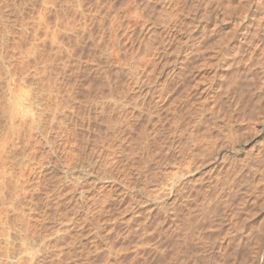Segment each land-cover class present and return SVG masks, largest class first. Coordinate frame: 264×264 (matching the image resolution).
Segmentation results:
<instances>
[{
  "label": "rangeland",
  "instance_id": "374dc122",
  "mask_svg": "<svg viewBox=\"0 0 264 264\" xmlns=\"http://www.w3.org/2000/svg\"><path fill=\"white\" fill-rule=\"evenodd\" d=\"M164 1L0 0V264H264V0Z\"/></svg>",
  "mask_w": 264,
  "mask_h": 264
},
{
  "label": "bare ground",
  "instance_id": "6f19581e",
  "mask_svg": "<svg viewBox=\"0 0 264 264\" xmlns=\"http://www.w3.org/2000/svg\"><path fill=\"white\" fill-rule=\"evenodd\" d=\"M164 2L167 4L168 0H167V1L165 0ZM164 2H163V3H164ZM169 2H170V0H169ZM148 4H149V3H148ZM164 5H165V4H164ZM164 5H163V6H164ZM165 6H167V5H165ZM161 7H162V6H161ZM161 7H160V8H161ZM146 8H147V7H146ZM148 9H149V7H148ZM150 9H153V8H150ZM161 10H162V9H161ZM142 11H143V10H142ZM166 12H167V11H166ZM144 13H145V12H144ZM147 13H148V12H147ZM161 13H162V12H161ZM137 14H139V13H137ZM145 14H146V13H145ZM154 14H155V13H154ZM154 14H153V15H154ZM143 15H144V14H143ZM145 16H147V15H145ZM145 16H144V17H145ZM164 16H165V15H164ZM161 18H163V17H161ZM164 18H166V17H164ZM164 18H163V20H164ZM141 19H143V18H141ZM144 19H145V18H144ZM173 19H174V18H173ZM173 19H170V20H173ZM146 20H147V19H146ZM174 20L176 21L177 19H174ZM155 21H156V20H155ZM178 21H179V20H178ZM168 22H169V21H168ZM168 22H167V23H168ZM154 23H156V22H154ZM161 23H163V22H161ZM170 23H171V22H170ZM176 23H177V21H176L175 23L171 24V26L168 25V29L166 28L167 26L165 27L168 31H166V32H167V33H166L167 36H166L165 41L163 40L164 43H160V44H159V42L157 41V43H156V45H155V46H156V49H157V48L159 49V51H158V56H157V57H158V61H159V62H162V63H161V64H162V65H161V68L164 67L163 64H165V65L168 64V62H166L167 60H164V58L166 59L165 56H167V55H169V53H171L170 50H171L172 48H171V46H170V43L172 42V40H174V39L177 40L176 43H177L178 45H180L181 48H184V47H186L187 45H188V47H190L189 45L192 43L190 40L193 39V36H192V33H191V31H193V29H189V28H188L190 31H188V29H187L186 32L183 33V32H181V31H182V30H181V24H176ZM179 23H181V21H180ZM157 24H158V22H157ZM150 25H152V24H150ZM166 25H167V24H166ZM254 25H255V24H253L252 21H250L246 26L251 28V27H254ZM146 26H147V25H146ZM152 27L154 28V26H152ZM152 27L150 26L147 32H152V33L155 34L156 30H155V28L152 29ZM155 27H156V26H155ZM190 28H192V27H190ZM193 28H194V27H193ZM160 30H161V28H160ZM163 30H164V29H163ZM183 31H184V30H183ZM147 32H145V33H147ZM180 32H181V33H180ZM243 32H244V36H242V38L244 37V40L242 39V41H244V45H246V46H244V48H247V43H246L247 41H246V40H247V35H248V33H249L250 31H248V29L244 27V31H243ZM193 33H195V32L193 31ZM150 34H151V33H150ZM148 35H149V34H148ZM151 35H152V34H151ZM194 35H195V34H194ZM242 35H243V34H242ZM256 35H257L256 32H254V33H253V36L256 37ZM156 36H157V34H156ZM159 36H160V35H159ZM149 37H150V38H149L150 41L147 43L148 45H144V47H146V49H148V52L151 50V48L153 49V46H154V44H155V40H154V39H151V36H149ZM153 37L156 38L155 35L152 36V38H153ZM194 37H195V36H194ZM147 38H148V37H147ZM146 40H147V39H146ZM193 40H195V38H194ZM242 41H241V40L238 41V42H239V45H240V43H242ZM161 42H162V41H161ZM178 42H179V43H178ZM190 42H191V43H190ZM194 42H195V41H194ZM143 43H144V41H143ZM118 44H119V43H118ZM118 44H117V45H118ZM144 44H145V43H144ZM195 44H196V43H195ZM178 45H177L176 47H177L178 49H180V48H179L180 46H178ZM235 45H236V46H239V45H237V43H236ZM138 47H139V46H138ZM140 47H141V45H140ZM142 47H143V46H142ZM177 48H176V49H177ZM141 49H142V48H141ZM146 49L144 48V50H146ZM149 49H150V50H149ZM139 50H140V49H139ZM144 50H143V54H145ZM183 50H184V49H183ZM201 50H202V49H201ZM201 50H200V51H201ZM203 50H204V49H203ZM203 50H202V51H203ZM244 50H245V49H244ZM247 50H248V48H247ZM134 51H136V50H134ZM137 51H138V50H137ZM140 51L142 52V50H140ZM186 51H187V49H186ZM141 52H139V53H141ZM153 52H154V49H153ZM186 53H187V52H186ZM191 53H192V52H191ZM191 53H190V54H191ZM143 54H142V55H143ZM178 54H179V53H178ZM193 54H194V53H193ZM203 54H204V53H203ZM139 55H141V54H139ZM145 55H146V54H145ZM156 55H157V54H156ZM137 56H138V55H137ZM143 56H144V55H143ZM143 56H142V57H143ZM151 56H152V55H151ZM202 56H203V55H202ZM138 57H141V56H138ZM138 57H137V58H138ZM142 57H141V58H142ZM137 58H136V59H137ZM144 58H145V57H144ZM192 58H193V56H192ZM136 59H135V60H136ZM167 59H168V58H167ZM142 60H143V59H142ZM169 60H170V59H169ZM238 60H239V59H238ZM163 61H164V62H163ZM133 62H134V60L132 61V63H133ZM135 62H137V60H136ZM150 62H151V61H150ZM155 62H156V61H155ZM155 62H154V63H155ZM170 63H171V62H170ZM134 64H135V63H134ZM134 64H133V65H134ZM147 64H148V63H147ZM150 64H151V63H150ZM159 65H160V64H159ZM131 66H132V65H130L129 70H131V72L133 71V73H134V67H133V66L131 67ZM150 67H151V66H150ZM179 67H180V65H179ZM136 69H137V68H136ZM168 69H169V68H168ZM160 70H161V69H160ZM150 72H151V71H150ZM176 72H177V71H176ZM235 72H236V71H235ZM133 73H132V74H133ZM135 73H136V72H135ZM147 73H148V72H147ZM147 73H146V75H147ZM139 74H140V73H139ZM150 74H151V73H150ZM171 74H172V73H171ZM232 74H233V73H232ZM232 74H231V75H232ZM159 76H160V75H159ZM219 76H220V75H219ZM140 77H141V76H140ZM180 77H181V76H180ZM171 78H172V77H171ZM173 78H174V77H173ZM181 78H182V77H181ZM227 78H228V76H227ZM227 78H226V79H227ZM230 78H231V77H230ZM131 79H132V78H131ZM228 79H229V78H228ZM141 80H142V78H141ZM181 80H182V79H181ZM226 81H227V80H226ZM232 81H233V80H232ZM177 82H178V81H177ZM172 83H173V82H172ZM225 83H227V82H225ZM232 83H233V82H232ZM233 84H234V83H233ZM233 84H232V85H233ZM223 85H224V84H223ZM233 86H234V85H233ZM233 86H232V87H233ZM213 87H214V86H213ZM232 89H233V88H232ZM243 89H244V87H243ZM150 90H151V89H150ZM140 92H141V91H140ZM215 92H216V91H215ZM227 92H228V91H227ZM149 93H150V92H149V89H147V91H146V93L144 94L143 98L141 99L142 101H141V103H139V105H140V104H141V105H144V104H143V102L145 101L144 98H146V95L149 94ZM211 93H212V92H211ZM225 94H226V93H225ZM149 97H150V96H149ZM150 99H151V98H150ZM147 101H148V100H147ZM114 102H115V101H114ZM119 102H120V101H119ZM99 103H100V102H99ZM132 103H133V102H132ZM100 104H101V103H100ZM128 104H129V103H128ZM122 105H123V104H122ZM124 105H125V104H124ZM139 105H138V102H135L133 106H132V104H131V107H129V106H130V105H129V106H127V108H125V109H124V107H125V106H124L123 109H124V111H125V113H126L127 115L130 114L131 116H133V117L135 118L136 116L140 115V113L142 112V107L139 106ZM112 106H113V110H114V111L116 110V112H117V110H118L117 107H118V106L116 107V104H114V105H112ZM120 106H121V104H120ZM95 107H96V106H95ZM99 107H100V105H99ZM106 108H107V107H106ZM92 109H93V108H92ZM98 109H99V108H98ZM98 109L94 108L93 110H95V112H97V113H98L99 111L101 112V110L104 112V110H105V106H104V105L101 106V108H100L101 110L97 111ZM111 109H112V108H111ZM121 109H122V106H121ZM252 109H253V108H252ZM252 109H251V110H252ZM157 110H158V109H157ZM100 112H99V114H100ZM105 112H106V110H105ZM116 112H115V113H116ZM118 112H119V111H118ZM250 112H252V111H250ZM253 112H255V111H253ZM254 114H255V113H254ZM96 115H97V114H96ZM116 115H117V113H116ZM123 115H124V114H123ZM89 116H91V115H89ZM149 116H150V115H149ZM106 117H107V116H106ZM113 117H114V116H113ZM121 117H122V116H121ZM123 117H124V116H123ZM127 117H128V116H127ZM103 118H104V117H103ZM128 118H129V117H128ZM117 119H118V118H117ZM119 119H120V118H119ZM136 119H137V118H136ZM138 119H139V118H138ZM121 120H122V119H121ZM107 121H108V120H107ZM36 122H37V121H36ZM121 122H122V121H121ZM90 124H91V123H90ZM130 124H131V123H130ZM137 124H138V123H137ZM37 125H38V124H37ZM122 125H123V124H122ZM83 126H84V124H83ZM85 126H87V125H85ZM193 126H194V125H193ZM36 128H37V126H36ZM85 128H86V127H85ZM123 128H124V127H123ZM123 128H122V129H123ZM127 128H128V127H127ZM139 128H140V127H139ZM83 129H84V128H83ZM87 129H88V128H87ZM106 129H107V128H106ZM111 130H112V129H111ZM191 130H192V129H191ZM191 130H190V131H191ZM85 131H86V130H85ZM120 131H121V130H120ZM127 131H129V130H127ZM127 131H126V132H127ZM114 132H115V131H114ZM191 132H192V131H191ZM111 133H112V132H111ZM120 133H121V132H120ZM189 133H190V132H189ZM127 134H128V133H127ZM107 135H108V134H107ZM111 135H112V134H111ZM120 135H121V134H120ZM128 135H129V134H128ZM261 135H262V134H261ZM122 136H123V135H122ZM113 137H114V136H113ZM131 138H132V137H131ZM259 138H260V137H259ZM261 139H262V136H261ZM261 139H258V142H259ZM114 141H115V140H114ZM120 141H121V142H120V145H119L117 148L120 149V150H122V145H121V144H122V140H120ZM118 142H119V141H118ZM118 142H115V143L118 144ZM263 142H264V140H263ZM260 143H262V140L260 141ZM105 144H106V143H105ZM107 144H108V146H109V143H107ZM102 145H103V144H102ZM114 147H115V146H114ZM119 147H120V148H119ZM105 148H106V147H105ZM108 148H109V147H108ZM125 148H126V147H125ZM100 149H101V148H100ZM100 149H99V150H100ZM106 149H107V148H106ZM110 150H111V149H110ZM105 151H106V150H105ZM112 151H113V150H112ZM122 151H123V150H122ZM257 151H258V152L260 151L259 154L257 153ZM257 151H256L257 156L259 155V157H260V158H259V157H257V158L260 159V160H259V161H261L260 164H263V166H262V165H259L258 162H257V160H256L257 163H255V164H258L259 166L256 165L257 167H255V165L253 164L254 166H253L251 169L253 170V169H256V168H258V167L261 166V168H262V170H263V167H264V163H263V162H264V158H263V157H264V156H261V155L264 154V144H260V145H258V150H257ZM100 152H101V151H100ZM123 152H124V151H123ZM180 152H181V151H180ZM121 155H122V154H121ZM115 156H116V155H115ZM218 158H219V156H218ZM218 158L215 157V158H214L215 160H214L213 162L215 163V161H217ZM261 158H263V159H261ZM262 160H263V162H262ZM124 161H125V160H124ZM250 165L252 166V164H250ZM111 166H112V165H111ZM113 166H114V165H113ZM214 166H215V165H214ZM214 166H213V167H214ZM116 167H117V166H116ZM254 167H255V168H254ZM90 168H91V167H90ZM110 168H111V167H110ZM114 168H115V167H114ZM117 168H118V167H117ZM249 168H250V167H249ZM120 169H121V168H120ZM109 170H110V169H109ZM257 170L261 172L260 169H257ZM118 171H119V170H118ZM258 171H257V173H260V172H258ZM251 172H252V171H251ZM90 173H91V172H90ZM90 173H89V174H90ZM93 173H94V171H93ZM253 173H255V171H253ZM263 173H264V172H263ZM94 175H95V174H94ZM99 175H100V174H99ZM99 175H98V176H99ZM110 175H111V174H110ZM261 175H262V174L260 173V176H261ZM94 177H95V176H94ZM107 177H108V176H107ZM111 177H112V176H111ZM99 178H100V177H98L97 180H98ZM256 178H257V177H256ZM91 179H92V178H91ZM101 179H102V178H101ZM101 179H100V180H101ZM109 179H110V178H109ZM112 179H113V178H112ZM257 179H258V178H257ZM97 180H95V181H97ZM247 180H248V179H247ZM263 180H264V179H263ZM263 180H262V181H263ZM118 181H119V180H118ZM118 181H117V182H118ZM244 181L246 182V180H244ZM262 181H260V182H262ZM92 182H93V181H92ZM250 182H251V181H250ZM263 182H264V181H263ZM247 183H248V181H247ZM252 183H253V182H252ZM252 183H251V184H252ZM254 183H255V182H254ZM248 184H249V183H248ZM251 184H250V185H251ZM100 185H101V184H100ZM122 185H123V184H122ZM254 186H255V184H254ZM261 186H262V184L259 183V185H257V187H255L254 190H251L252 192H251L250 195L247 197V198L249 199V203H250V204H251V202L255 201L254 199H255L257 196H259L258 194H260V192L262 191V190H261V189H262ZM91 187H92V186H91ZM97 187H98V185H97ZM95 188H96V187H95ZM126 188H127V187H126ZM246 190H247V189H246ZM80 191L83 192V191H86V190H85V189H82V190H80ZM102 191H103V190H102ZM245 192H246V191H245ZM245 192H244V195H245ZM249 192H250V191H249ZM249 192H247V193H249ZM100 195H101V194H100ZM102 195H103V194H102ZM249 197H250V198H249ZM245 200H246V198H245ZM251 200H252V201H251ZM247 201H248V200H247ZM226 202H227V201H226ZM247 203H248V202H247ZM253 203H254V202H253ZM244 205H245V204H244ZM247 205H248V204H247ZM247 205H246V206H247ZM224 206H225V205H224ZM221 216H223V214H222ZM220 222H221V221H220ZM218 223H219V222H218ZM211 263H212V262H211Z\"/></svg>",
  "mask_w": 264,
  "mask_h": 264
}]
</instances>
